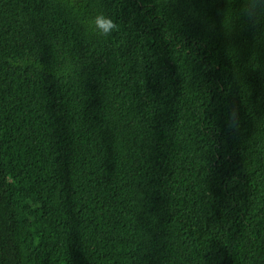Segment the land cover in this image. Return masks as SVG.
<instances>
[{
    "label": "trees",
    "instance_id": "obj_1",
    "mask_svg": "<svg viewBox=\"0 0 264 264\" xmlns=\"http://www.w3.org/2000/svg\"><path fill=\"white\" fill-rule=\"evenodd\" d=\"M0 264H264V0H0Z\"/></svg>",
    "mask_w": 264,
    "mask_h": 264
},
{
    "label": "clouds",
    "instance_id": "obj_2",
    "mask_svg": "<svg viewBox=\"0 0 264 264\" xmlns=\"http://www.w3.org/2000/svg\"><path fill=\"white\" fill-rule=\"evenodd\" d=\"M89 23L94 33L99 36H110L112 32L118 29L117 24L111 19V17L106 16L103 13L97 14L91 18ZM233 112H235L234 109ZM229 123H232V112L229 113Z\"/></svg>",
    "mask_w": 264,
    "mask_h": 264
}]
</instances>
